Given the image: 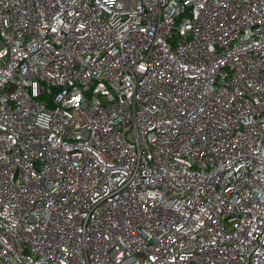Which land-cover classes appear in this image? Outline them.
Here are the masks:
<instances>
[{
    "label": "built area",
    "instance_id": "1",
    "mask_svg": "<svg viewBox=\"0 0 264 264\" xmlns=\"http://www.w3.org/2000/svg\"><path fill=\"white\" fill-rule=\"evenodd\" d=\"M0 264H264V0H0Z\"/></svg>",
    "mask_w": 264,
    "mask_h": 264
}]
</instances>
